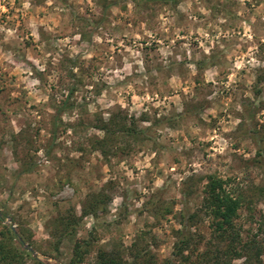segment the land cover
Returning <instances> with one entry per match:
<instances>
[{"label": "clouds", "instance_id": "clouds-1", "mask_svg": "<svg viewBox=\"0 0 264 264\" xmlns=\"http://www.w3.org/2000/svg\"><path fill=\"white\" fill-rule=\"evenodd\" d=\"M74 3L77 6V12L80 14L84 13L83 5L85 3L88 5L90 13L97 16L100 14V6L96 3V0H74ZM21 5V7L16 8V5L12 4L11 7L16 8L18 13L27 18L22 30L23 34L17 31L20 27L19 23L9 24V21L16 19L15 16H9L7 20L0 23V32H3V36L0 38V76H3L4 72L8 73L7 76L3 77L4 84H0V88L10 87L13 83L19 88L21 82H23L25 89H27L24 99L28 100L29 105H47L54 87L58 89L56 93L57 102L68 95V91L57 83L60 75L58 70H53L52 74L47 77V84L41 88V80L34 77L32 67L24 63V61L17 62L14 59L16 56L15 51L4 50V43L17 39L22 41L29 36L32 37L39 54H33L30 48L25 49L26 59L31 60L40 71L46 69L49 56L52 57V64L58 63L65 45L70 48L69 55L73 58L76 53L82 50V59L84 60H90L94 56L98 57L99 60H104V57H107L104 63L99 64L98 71L90 77H85L86 81L91 80L92 83L85 84L88 90L86 99L80 100V103L84 105L88 113L99 112L105 120L111 116V112L105 110L111 109L116 104H119L122 109H127L129 116L134 114L137 118L140 117L141 113H148L149 117H152L153 109H158L155 113L156 118L169 115L173 112V108L176 113H184L183 98L195 95L196 83L192 77L198 73L196 64L192 62L190 45L193 40L197 42V47L202 49L203 53L208 56H211L218 45L219 49L223 51L226 61L225 76L220 80L216 79L220 74L219 66L207 67L203 72V84L211 82L213 86L217 84H223L224 86L223 89L214 87L212 95L208 97L214 100L219 93L222 96L220 103H214L212 107L205 109L199 114L200 118L207 124L211 123V119H215L217 126L215 128L206 127L199 123L195 117L191 116H177L178 126L175 128L167 124L154 126L153 120L149 118L141 121L139 128L150 129L153 135L137 142L135 145L136 150L128 156L119 160L115 157H110V163H108L104 162V157L100 151L91 152L85 162L83 178H76L78 183L74 182L71 189L74 193L72 203L76 205L78 215L81 209L80 200L89 191L87 185L91 183L100 186L108 179L118 180L121 188L128 190L129 198L134 200L136 208L144 204L148 194L163 187H168L170 192L174 193L170 199L179 201L183 195L181 182L192 175L208 174L213 171L218 173V175H234L235 184L242 186L244 173L233 174L228 171L232 163L231 154L236 153L247 159L255 155L257 148L241 137L228 136L225 138L224 133L236 132L239 125L249 122L246 117L242 118L234 114L235 112L243 113L244 111L239 91L241 83L245 86L243 92L245 97H248L257 105L261 100H264V95L256 97L252 91L256 77L254 69L264 68V52H262V46H264V24L257 22V18L260 21H264V0H259L258 6L254 0H235L231 14L221 11L214 19L212 18L213 9L206 3H202V0H180L175 8L171 7L170 4H164L159 8L155 14L158 27L152 28L148 26L149 21L147 19L139 20L141 10L137 7V0H125L124 5L116 4L108 10L110 15L107 28L109 32L112 29H117L115 34L109 36L108 32H104V26H102L100 31L104 32V35L102 36L99 32L93 35L96 43L108 45L106 49L101 50L103 55L95 47L90 46L86 40L79 45L73 43L81 39L79 31L70 36L65 34L66 30L61 21L67 24L70 19L75 21V17L72 16V10L62 3L61 0H43L41 4H33L32 0H21ZM248 5H251V7H248ZM122 8H124L123 11ZM8 11L9 8L4 7L3 0H0V14ZM177 12L187 14V21L179 26L176 23ZM41 13H43L42 16ZM61 13L64 15L61 16ZM133 20L139 21L135 27L132 24ZM125 21L128 22L127 25H125ZM39 25H43L47 32L57 37L52 41L59 48V51H56L55 54L51 51H45L47 42L41 41L38 31ZM118 26L124 27L118 28ZM185 28L187 31H185ZM209 29H211V32ZM67 31H71V29L69 28ZM182 32L185 34L181 35ZM161 33L164 35H161ZM145 37L148 38V44L155 41L160 45L158 51L161 54L165 69L170 63L167 57L172 54V46L176 40L186 41L181 47L187 51L185 67L189 70L188 78L183 80L175 70L165 80L160 79V74L155 68H153L151 73H147L145 61L140 51L144 47L141 41ZM221 37L227 41H231L235 37L242 43L230 48L221 42ZM129 39L131 43H126ZM165 41H167V44ZM243 44H247V48L241 51V45ZM20 47H23V45L21 44ZM116 51H121L122 55L123 52L128 53V55L124 56L123 67H107V64L115 63L112 53ZM196 58L200 59L199 52H197ZM175 59L179 61L184 59V57L177 55ZM133 64L139 65L135 71L141 73V75L131 80H125V77L131 76ZM73 71L79 73V67L74 68ZM13 76L16 77L15 81L11 80ZM149 76H157V83L154 86L146 83L149 80ZM101 81H106L108 86L102 88L100 94L96 95L94 89L96 84ZM121 81L124 82L120 83ZM261 87H264V84ZM167 89H171V93ZM228 89H231V91L228 92ZM60 92H63V96L60 95ZM225 92H227V95H224ZM162 93L163 96H161ZM10 96L15 98L21 96V93L14 91L10 93ZM45 110L47 112L54 111L52 107H46ZM33 115H36L37 119L40 118L37 112H33ZM80 115V109L75 108L72 116L64 113L61 118L66 121H74ZM262 117H264V110L257 114V119L264 122V119H261ZM12 124L14 130L18 132L20 129L16 126L15 119L12 120ZM43 132L44 130H42ZM72 133L73 129L68 128L67 137L72 136ZM93 134L100 138L105 136V132L102 130L88 128L86 135L91 136ZM61 139H65V137L61 136ZM164 141L168 142V147L161 149L158 145ZM208 141L213 142L211 147L208 146ZM237 142L240 143V147H233ZM65 143L70 146L72 141L71 139H65ZM205 145L207 146L205 147ZM190 148L195 150L194 155L191 158H186L182 152ZM199 148H203L204 152L207 153V159L199 151ZM37 154L43 155V149ZM70 155L78 157L81 153L72 151ZM172 156H175L176 160H173ZM96 166H100L104 173L102 179H96L95 177L94 168ZM7 167L8 172L5 175V179L11 185L16 183L11 176V172L16 166L8 164ZM147 172H151L150 182L146 179ZM88 173H91V175H88ZM47 175V171L41 170L39 176L34 174L31 179L19 182L12 194L14 197L12 198L13 209L18 208L27 201L25 210H34L31 213L30 226L39 234L41 239L50 238V234L45 231L44 225L57 211V208L52 207L48 198L49 192L53 191V189L42 186V178ZM132 181L137 183L134 185ZM133 187L137 188L140 194L139 198H135L132 194ZM33 188L36 189V195H33ZM0 199H9L7 189L0 192ZM123 199V196L119 194L114 195L112 200L106 205L108 209L107 215L100 218V220L91 214L84 217L77 236L82 235L85 230H90L93 226H96L98 231L103 230L102 221L106 220L109 224L115 221ZM192 203L193 201H190V204ZM58 206L60 210L66 207L65 205ZM258 206L264 208V203ZM182 207L181 203H177L174 213L181 211ZM154 220L155 217L148 215L147 212L139 218L135 212H131L128 217L127 230L123 226H119V230L122 233L121 237H126L125 243H128L137 231L143 230L146 222L151 223ZM168 220L171 221V216L168 217ZM133 225L136 227L133 228ZM173 225L177 228L181 227L174 221L172 224L163 222L162 232H170ZM156 231L161 232L160 229ZM112 235H115V233H112ZM110 237L108 236V238ZM105 242L106 240L101 241V243ZM171 243L172 241H169L167 248L161 247L160 251L167 255L171 251ZM68 254L66 253V255ZM235 264H242V260L236 261Z\"/></svg>", "mask_w": 264, "mask_h": 264}, {"label": "rangeland", "instance_id": "rangeland-1", "mask_svg": "<svg viewBox=\"0 0 264 264\" xmlns=\"http://www.w3.org/2000/svg\"><path fill=\"white\" fill-rule=\"evenodd\" d=\"M32 2L33 4H41L43 3V0H32ZM61 2L66 4L67 7L72 10V16L75 17V21L70 19L67 24L61 21L66 30L65 34L70 36L76 31H79L81 39L74 41L73 43L79 45L86 40L90 46L95 47L97 51L103 55L101 50L106 49L108 45L96 43L93 39V35L98 32L102 36L104 35V32H108L109 36L115 34L117 29H112L111 32H109L107 28V24L109 23L108 17L110 15L108 10L111 6L116 4L124 5L125 0H96V3L100 6L99 16L90 13L87 3L83 5L84 13L80 14L77 12V6L75 5L74 0H61ZM179 2L180 0H137V7L141 10L139 20L147 19L150 28L158 27L155 20V14L158 9L164 4H170L171 7L175 8L176 4ZM254 2H257L258 6L259 0H254ZM202 3H206L213 9L212 18L214 19L221 11L231 14V9L235 0H202ZM3 4L4 7L9 8V11L0 14V23L7 20L9 16H15L16 19L9 21V24L12 25L19 23L20 27L17 31L20 34H23L22 30L27 18L16 11V8L22 6L21 0H3ZM12 4H15L16 8H12ZM105 5L107 8H104ZM248 7H251V5H248ZM123 10L124 8H122V11ZM42 15L43 13H41V16ZM63 15L64 14L61 13V16ZM186 21L187 14L177 12V26L184 24ZM138 22V20H133V27H135ZM257 22L259 24H264V21H260L259 18H257ZM127 23L128 22L125 21V25H127ZM102 26H104V32L100 31ZM123 27L124 26H118V28ZM69 28L71 31H67ZM38 31L41 41L47 42L45 44V51H51L54 54L56 51H59L57 45L52 43L53 39L57 37H54L52 33L47 32L43 25L38 26ZM185 31H187L186 28ZM209 31L211 32V29H209ZM184 34V32L181 33V35ZM161 35L164 34L161 33ZM2 36L3 32H0V38H2ZM147 39L148 38L145 37V39L141 41L144 47L140 49L145 61L146 72L151 73L153 68H155L160 74V79L165 80L166 77L171 75L172 71L175 70L183 80H186L189 72L185 67V63L187 62V51L181 47L186 41L176 40L175 44L172 46V54L167 57L170 63L167 66V69H165L161 54L158 51L160 45L155 41L148 44ZM221 42L225 43V45L230 48L235 47L238 43H242L235 37L231 41H227L225 38L221 37ZM126 43H131V40L129 39ZM165 43L167 44V41H165ZM21 44L23 47H20ZM190 47L192 49V62L196 64L198 73L192 77L196 83L194 89L195 95L186 98L182 97L184 113H176L173 108V112L169 115L156 118L155 113L158 109H153L152 117H149L148 113H141L140 117L137 118L134 114L129 116L127 109H122L119 104H116L111 109L105 110L111 112V116L105 120L103 115L99 112L94 114L88 113L84 105L80 103V100L86 99L88 90L85 87V84L92 83L91 80L86 81L85 77H90L93 73L98 71L99 64L104 63V60H107L106 56L104 57V60H99L96 56L92 57L90 60H84L82 59V50L81 52L76 53L73 58L69 55L70 48L65 45L58 63L55 65L52 64V57L49 56L46 69L40 71L31 60L26 59L25 49L30 48L33 54H39L31 36L22 41L17 39L3 44L4 50H13L16 52L14 59H16L17 62L24 61V63L32 67L34 77L41 80V88L47 84V77L52 74L54 69H56L60 72L57 83L68 91V95L57 102L56 93L58 89L54 87L47 105H29L28 100L24 99L27 94V89H25L23 82H21L19 88H17L14 83L10 87L0 88V192H3L5 189L9 192V199H0V215L4 216L3 221H0V229L3 224H7L13 230L20 231L21 236L25 238L22 239L24 240L22 248H24L30 256L25 257L24 264H67L71 254L72 241L79 238L90 239L92 242L91 251L86 256L83 264H91L94 260L96 250L100 247H111L114 245L119 247L120 250H123L124 256H127L128 248L133 242H136L139 245L147 243L149 248L156 254L159 263H161V260L167 257L171 251L165 255L160 249L161 247L167 248V243L169 241H172L173 243L174 238L172 230L177 228L173 225L170 232H162L163 222L172 224L174 221L178 224L176 218L178 212L174 213L175 205L177 203H181L183 205L182 208H187L190 211L198 210L204 196L203 190L205 184L204 181H206L205 176L209 174H214L215 176L224 179L232 178L233 181L231 185L233 187L240 186L239 184H235L234 175H218L215 171L208 174L192 175L188 176L181 182L183 185V195L180 197L179 201L170 199L174 193H171L168 187H163L148 194L145 199L147 204L144 202L141 207L136 208L134 200L129 198L128 190L122 189L118 180L108 179L100 186L89 183L87 185L89 191L80 200L81 207L84 203L89 202L94 195L99 193L104 194L107 199L105 203L101 205L103 211L101 209L98 210V216L96 217L100 220V218L107 215L108 209L106 205L112 200L114 195L119 194L123 196L124 199L120 211L117 214V219L111 222V224L106 220L102 221L103 230L98 231L97 227L93 226L90 230H85L82 235L77 236V232L81 229V222L84 217L88 216L86 215L82 217L75 226V232L71 239L72 241L66 238L61 241L57 248H55L53 244L55 240V235H53V233H55V222H57L59 218H67L71 216V214L75 216L80 215L77 214L76 205L72 203L74 193L71 189L73 188L74 182L78 183L76 178H83L85 162L88 160L91 152L97 150L100 151L104 157V162L108 163H110V157H115L119 160L128 156L136 150L135 145L137 142L150 138L153 135L150 129L139 128L140 122L149 118L153 120L154 126H164L167 124L175 128L178 126V121L176 119L177 116L195 117L199 123L209 128H215L217 126V121L215 119H211V123L207 124L200 118L199 114L205 109L212 107L214 103L219 104L222 99V96L219 93L214 100L209 99L208 97L212 95L214 87L223 89V84L213 86L211 82L203 84L202 80L205 68L211 66H219L220 74L216 77L217 80H220L225 76L226 61L224 59L223 51L220 50L217 45L211 56H208L203 53L202 49L197 47V42L195 40L191 42ZM245 48H247V44L241 45V51L245 50ZM121 51L112 53L115 63L107 64V67H123L124 56L128 55V53L123 52L122 55ZM197 52L200 53V59L196 58ZM262 52H264V46H262ZM177 55L184 57V59L177 61L175 59ZM76 67H79V73L73 71ZM137 67H139V65L133 64L131 76L125 77V80H131L134 77L141 75V73L135 71ZM254 71L256 77L252 91L254 96L260 97L264 95V87H261V85L264 84V68L254 69ZM7 75L8 73L4 72L3 76H0V84H4L3 77ZM109 75H111V73H109ZM11 80L15 81L16 77H11ZM123 82L124 81H121L120 83ZM146 83L154 86L157 83V76H149V80ZM107 86L106 81H101L96 84L94 89L96 95H99L101 89ZM244 90L245 86L241 83L239 85V91L244 111L243 113L235 112L234 114L242 118L246 117L249 122L247 124L242 123L239 125L236 132L224 133V135L225 138L228 136L244 138L251 142V144L257 149L261 148L264 154V122L257 119V114L261 110H264V100H261L257 105L251 99L243 95ZM14 91L20 92L21 96L15 98L11 97L10 93ZM167 91L171 93V89H167ZM227 91L230 92L231 89H228ZM60 95L63 96V92H60ZM224 95H227V92H225ZM161 96H163V93ZM64 102L66 103L67 108L56 115V110L61 108V106L64 105ZM46 107H52L54 111L47 112L45 110ZM75 108H79L81 111V115L77 117L76 120L66 121L61 118L64 113H67L68 116H72L73 109ZM230 111H232V109H230ZM33 112H37L40 118L37 119V116L33 115ZM221 115H223V113H221ZM13 119L16 120V126L20 129L18 132L14 130L12 124ZM261 119H264V117ZM105 123L109 124L108 127H110V131H104L99 128ZM68 128L73 129L72 136L70 137H67ZM88 128L102 130L105 132V136L100 138L95 134L91 136L86 135ZM127 128H135L136 131H141L136 135H133L127 132ZM42 130H44L43 133ZM61 136H64L65 139H71V145H67L65 139H61ZM98 141H102V143L98 144ZM212 143V141H208V146L211 147ZM206 146L207 145H205V147ZM158 147L165 149L168 147V142H161ZM233 147H240V143L237 142ZM41 149H43V155H38L37 153ZM72 151L79 152L81 155L74 157L70 155ZM194 151V149L190 148L183 151L182 154L186 158H191L194 155ZM199 151L202 152L205 159H207V153L204 152L203 148H199ZM231 156L232 163L229 166L228 171L233 174H239L240 172L244 173L242 178L244 181L242 184L243 187L249 184H261L264 182V172L256 167V165L254 166L252 161L246 163V158L236 153H232ZM255 156L256 153L254 156L247 159H252ZM172 159L176 160V157L172 156ZM209 163H211V161H209ZM8 164L16 166L11 172L12 179L16 183H12L11 185L8 180L5 179V175L8 172ZM27 168H31V170L25 171ZM41 170L48 172V175L42 178V186L45 188L51 187L53 189V191L49 192L48 198L52 207L57 208L56 213L44 225L45 231L50 234L49 239H41L39 234L31 228V213L34 210H25V206L28 203L27 201L16 209H13L12 207V198H14L12 194L17 184L31 179V176L34 174L39 176ZM94 172L96 179L103 178L104 173L100 166H96ZM88 175H91V173H88ZM146 179H148L149 182L151 181V172L146 173ZM132 183L135 185L137 182L132 181ZM21 191H23V189H21ZM32 191L33 195H36V189L33 188ZM132 194L135 198H139L140 194L136 187L132 188ZM190 201H193V203L190 204ZM261 203H264V200L254 205L256 213L264 212V208L258 206ZM58 205H65L66 207L63 210H60ZM131 212H135L138 218L144 216L145 212H147L148 215L154 216L155 220L151 223L146 222L143 230L137 231L131 240L128 243H125L126 237H121L122 233L119 230V226H123L124 229L127 230L128 217ZM169 216H171V221L168 220ZM245 219L246 215L243 214L242 218H240V222H245L244 226L250 227ZM207 225L208 220L206 218H204L203 222L199 223L202 232L206 235L208 234ZM135 227L136 226L133 225V228ZM157 229H160L161 232H157ZM112 233H115V235H112ZM108 236L111 237L108 238ZM102 240H106V242L101 243ZM66 253L69 254L66 255ZM33 258L35 259L33 260ZM236 261H234L233 264H235Z\"/></svg>", "mask_w": 264, "mask_h": 264}, {"label": "trees", "instance_id": "trees-1", "mask_svg": "<svg viewBox=\"0 0 264 264\" xmlns=\"http://www.w3.org/2000/svg\"><path fill=\"white\" fill-rule=\"evenodd\" d=\"M66 108L64 102V105L56 110V115ZM108 125L105 123L99 128L110 131ZM140 131L127 128V132L133 135ZM97 143L101 144L102 141ZM245 161H252L254 166L264 172V154L261 148L257 149L254 158ZM30 170L31 168L25 169ZM205 177L200 208L194 211L182 208L178 211L176 218L181 227L172 230V250L161 263L147 243L139 245L133 242L128 248L127 256L114 245L98 248L91 264H233L236 260H242V264H264V212L256 213L254 207L264 200V182L233 187L232 178L224 179L214 174ZM106 199L104 194H96L89 202L83 204L79 216L71 214L67 218H59L55 222L53 233L55 248L62 240L72 239L75 226L82 217L89 214L97 217L98 210L103 211L101 205ZM243 214L246 215L245 221L250 227H245V222H240ZM204 218L208 220L207 235L199 226ZM3 219L4 216L0 215V221ZM22 239L25 238L21 236L20 231L3 224L0 229V264H24L25 257L30 254L22 248ZM91 245L90 239L79 238L72 241L67 264H83L91 251Z\"/></svg>", "mask_w": 264, "mask_h": 264}]
</instances>
